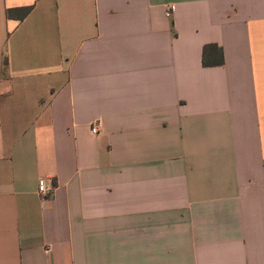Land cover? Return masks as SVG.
Wrapping results in <instances>:
<instances>
[{
    "label": "crops",
    "instance_id": "0c3cea01",
    "mask_svg": "<svg viewBox=\"0 0 264 264\" xmlns=\"http://www.w3.org/2000/svg\"><path fill=\"white\" fill-rule=\"evenodd\" d=\"M0 264H264V0H0Z\"/></svg>",
    "mask_w": 264,
    "mask_h": 264
},
{
    "label": "trees",
    "instance_id": "16d2710c",
    "mask_svg": "<svg viewBox=\"0 0 264 264\" xmlns=\"http://www.w3.org/2000/svg\"><path fill=\"white\" fill-rule=\"evenodd\" d=\"M32 7L10 9L7 17L10 19L24 20L32 11ZM224 64V56L221 49L216 45L206 46L203 50V65L205 67L220 66Z\"/></svg>",
    "mask_w": 264,
    "mask_h": 264
},
{
    "label": "built area",
    "instance_id": "2783aa9c",
    "mask_svg": "<svg viewBox=\"0 0 264 264\" xmlns=\"http://www.w3.org/2000/svg\"><path fill=\"white\" fill-rule=\"evenodd\" d=\"M167 16L171 17L170 9L167 11ZM92 133L97 135L99 134V127L95 126L92 128ZM54 193V186L47 179H40L38 182V194L43 200H47L52 197Z\"/></svg>",
    "mask_w": 264,
    "mask_h": 264
}]
</instances>
